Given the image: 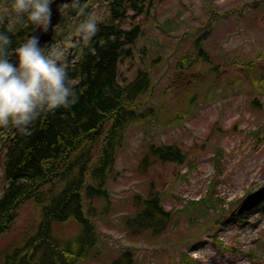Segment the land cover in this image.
<instances>
[{
	"label": "rangeland",
	"instance_id": "374dc122",
	"mask_svg": "<svg viewBox=\"0 0 264 264\" xmlns=\"http://www.w3.org/2000/svg\"><path fill=\"white\" fill-rule=\"evenodd\" d=\"M156 1L148 15L136 16L125 25L126 29L139 25L143 35L133 59L120 70L126 80H133L139 69L151 72L154 90L141 103L143 109L165 108L160 113L161 126L142 122L130 126L108 181L112 212L95 220L98 243L79 264L119 260L125 264L129 259L130 264H264V203L248 214H238L243 200L264 187V91L258 79H249L244 69L229 67L230 62L255 61L264 75V9L251 8L262 0ZM90 4V12L95 11L103 20L106 1L91 0ZM232 10H242V19L229 16L219 23L212 21L213 33L204 48L215 64H193L190 72L203 76L196 86L189 82L190 88L183 94L184 79L175 70L183 56L193 51V42L200 35L198 28L209 24L214 12L224 15ZM63 43L52 41L50 46ZM141 49H146L145 53H140ZM73 52L71 49L70 55ZM223 52L230 54L227 61L221 58ZM218 64L221 69L215 73L212 68ZM187 79L194 80L195 75ZM219 83L232 86H223L215 94ZM171 85L175 88L169 89ZM186 98L194 99L193 107L188 108ZM151 143L178 146L187 156L185 163L147 157ZM6 184L0 164V196ZM65 184H54V196ZM211 186L213 203L207 211L190 204L207 199ZM152 193L161 194L165 210L173 211V222L160 236L136 234L126 220ZM104 205L103 201L94 203L99 213ZM41 210L35 200L20 207L14 224L0 236V264L36 235ZM93 216L88 213V217ZM79 231L70 221L55 224L53 232L65 241ZM124 254H130L129 258Z\"/></svg>",
	"mask_w": 264,
	"mask_h": 264
},
{
	"label": "trees",
	"instance_id": "16d2710c",
	"mask_svg": "<svg viewBox=\"0 0 264 264\" xmlns=\"http://www.w3.org/2000/svg\"><path fill=\"white\" fill-rule=\"evenodd\" d=\"M90 1L82 0L84 14L73 7V2L63 9L53 41H66L84 15L90 12ZM105 1L107 15L100 21V31L88 44L73 48L74 52L68 58L79 102L70 110L58 109L42 114L27 133L21 134L12 128L0 132V164L7 183L0 196V236L14 224L23 204L35 200L42 206L36 235L24 247L15 248L8 254L4 264H79L89 257L99 239L95 220L112 212L108 181L114 174L117 154L126 142L130 126L136 122L161 126L160 113L163 114L165 108L161 111L153 107L143 109L141 103L143 97L154 90L151 72L139 69L133 80H126L120 70L123 63L133 59L136 44L143 35L139 25L131 29H126L125 25L136 16L148 15L157 1ZM263 3L264 0L255 2L251 8L258 6L257 9H264ZM4 11H7L6 0H0V12ZM241 11L232 10L224 15L214 12L209 24L198 28L200 35L188 34L196 37L193 51L183 56L175 70L176 75L181 74L184 79L183 94L190 88L187 85L189 82L196 86L202 79L203 75L190 72L193 64H215L204 48V43L213 33L212 21L219 23L229 16H235L239 21L242 19ZM4 29L6 24H0V30ZM35 29L30 23L17 26L16 32L10 34L13 48L18 47ZM145 51L139 50L140 53ZM229 55L223 52L222 60L227 61ZM235 66L244 69L249 79L257 78L264 91V75L255 61L229 63V67ZM220 69L221 64H218L212 71L218 73ZM192 75H195L194 80L187 79ZM223 86L227 89L232 83L217 84L214 93L218 94ZM174 88L171 85L169 89ZM193 100L186 98L188 108L194 106ZM147 157L176 164L185 163L187 159L178 146L156 143L150 144ZM146 161L145 158L143 162ZM63 181L65 186L54 196V184ZM49 184L50 189L43 191ZM212 192L214 186H211L206 200L190 204L200 205V210L207 211L209 203H213ZM96 201L105 203L101 213L94 206ZM162 202L161 194H150L140 203V210L127 218L126 225L136 234L150 232L160 236L165 233L173 222V211H166ZM88 213L93 214V218L88 217ZM70 221L77 224L79 233L65 241L56 238L54 225ZM123 256L129 258L130 254ZM131 261L129 259L125 264ZM113 264L124 263L119 260ZM185 264H189L188 261Z\"/></svg>",
	"mask_w": 264,
	"mask_h": 264
},
{
	"label": "clouds",
	"instance_id": "9594fccd",
	"mask_svg": "<svg viewBox=\"0 0 264 264\" xmlns=\"http://www.w3.org/2000/svg\"><path fill=\"white\" fill-rule=\"evenodd\" d=\"M54 0H6L0 12V129L27 133L44 113L70 110L79 102L72 83L68 58L70 50L88 44L100 31L95 11L88 12L63 44L41 45L36 33L13 48L10 34L17 26L30 23L47 33L51 30ZM73 7L84 14L82 0Z\"/></svg>",
	"mask_w": 264,
	"mask_h": 264
},
{
	"label": "water",
	"instance_id": "95a60500",
	"mask_svg": "<svg viewBox=\"0 0 264 264\" xmlns=\"http://www.w3.org/2000/svg\"><path fill=\"white\" fill-rule=\"evenodd\" d=\"M73 0H55L52 5V28L47 33H42L40 30L35 29L30 35L36 33L40 36L41 45H45L47 47L49 44L52 43L56 28L59 26L61 19H62V11L65 7L70 5ZM29 35V36H30ZM28 36V37H29ZM27 37V38H28ZM264 203V187L259 189L256 192L249 194L241 203L238 214H248L258 208L261 204Z\"/></svg>",
	"mask_w": 264,
	"mask_h": 264
}]
</instances>
